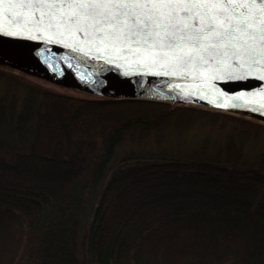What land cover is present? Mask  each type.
<instances>
[{
	"label": "trees",
	"instance_id": "1",
	"mask_svg": "<svg viewBox=\"0 0 264 264\" xmlns=\"http://www.w3.org/2000/svg\"><path fill=\"white\" fill-rule=\"evenodd\" d=\"M264 264V124L0 68V264Z\"/></svg>",
	"mask_w": 264,
	"mask_h": 264
},
{
	"label": "water",
	"instance_id": "2",
	"mask_svg": "<svg viewBox=\"0 0 264 264\" xmlns=\"http://www.w3.org/2000/svg\"><path fill=\"white\" fill-rule=\"evenodd\" d=\"M69 11L67 4L55 7L51 0H37L23 9L0 4V29L6 30L0 31V68L108 99L199 106L264 124V41L258 35L245 48L233 50L231 45L222 48L218 55H213V63L208 67L190 65L171 74L144 71L136 67L143 61L132 55L138 50L136 45L125 51L123 46L113 48L91 35L86 39L83 27L78 28L75 23L67 25L69 30L61 28L63 35L58 36L61 43L44 39L53 32L43 28L50 21L55 23L61 15L67 21ZM21 30L30 34H8ZM88 31L91 33V29ZM37 35L41 39L32 38ZM119 61H123V67ZM42 65L72 74L73 78L64 82L36 73Z\"/></svg>",
	"mask_w": 264,
	"mask_h": 264
},
{
	"label": "snow or ice",
	"instance_id": "3",
	"mask_svg": "<svg viewBox=\"0 0 264 264\" xmlns=\"http://www.w3.org/2000/svg\"><path fill=\"white\" fill-rule=\"evenodd\" d=\"M35 2L0 0V4L7 3L12 9H23ZM51 3L55 7L67 4L69 18L65 21L61 15L55 23L50 21L43 30L52 31L53 35L44 39L61 43L58 39L63 35L61 28L69 30L67 25L75 23L78 28L83 27L86 39L91 35L113 48L123 46L125 51L136 45L138 50L132 55L143 61L136 67L144 71L171 74L190 65L208 67L213 63V55H218L222 48L229 45L233 50L245 48L257 35L264 41V0H51ZM8 34L30 33L21 30ZM32 38L39 40L41 36ZM119 63L124 66L123 61Z\"/></svg>",
	"mask_w": 264,
	"mask_h": 264
},
{
	"label": "bare ground",
	"instance_id": "4",
	"mask_svg": "<svg viewBox=\"0 0 264 264\" xmlns=\"http://www.w3.org/2000/svg\"><path fill=\"white\" fill-rule=\"evenodd\" d=\"M37 68H39V70H36L35 71L36 73L41 74V75L46 74L49 77H51L53 79H56V80L67 82V81H69L67 79L68 77H72L73 78L72 74L66 75L63 72L55 71L54 69H50V68L46 67L45 65H42L41 67H37ZM79 85L80 86H85L84 84H79ZM187 103H189V102H187Z\"/></svg>",
	"mask_w": 264,
	"mask_h": 264
},
{
	"label": "rangeland",
	"instance_id": "5",
	"mask_svg": "<svg viewBox=\"0 0 264 264\" xmlns=\"http://www.w3.org/2000/svg\"><path fill=\"white\" fill-rule=\"evenodd\" d=\"M93 264H97V263H93Z\"/></svg>",
	"mask_w": 264,
	"mask_h": 264
}]
</instances>
